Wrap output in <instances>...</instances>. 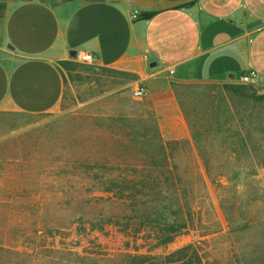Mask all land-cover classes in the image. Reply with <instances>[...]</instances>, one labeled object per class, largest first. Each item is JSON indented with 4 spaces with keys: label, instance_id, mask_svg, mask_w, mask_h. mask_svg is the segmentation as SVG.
Masks as SVG:
<instances>
[{
    "label": "trees",
    "instance_id": "trees-1",
    "mask_svg": "<svg viewBox=\"0 0 264 264\" xmlns=\"http://www.w3.org/2000/svg\"><path fill=\"white\" fill-rule=\"evenodd\" d=\"M3 8L0 4V17ZM75 62L60 64L70 72L72 65H79ZM108 71L137 78L124 71ZM172 86L192 139L165 140L155 129L154 153H87L93 157L91 168L108 164L109 172L89 177L95 185L88 195L79 198L74 208L68 202L72 216L50 220L49 232L74 223L91 231L114 225L134 236L136 253L125 259L129 264H264V181L258 178L264 169V120L257 105L264 94H257L254 85L235 82L211 88L210 84L172 81ZM121 143L115 149L128 146ZM193 144L198 153L181 152L191 150ZM69 154L74 167L88 161L83 159L86 153ZM30 155L0 153V159ZM210 184L228 225L229 244L221 248L224 227L215 215ZM95 190L109 195L89 197ZM191 233L196 240L167 250L178 237ZM141 234L144 243L139 242ZM214 235L218 237L209 239Z\"/></svg>",
    "mask_w": 264,
    "mask_h": 264
},
{
    "label": "crops",
    "instance_id": "crops-1",
    "mask_svg": "<svg viewBox=\"0 0 264 264\" xmlns=\"http://www.w3.org/2000/svg\"><path fill=\"white\" fill-rule=\"evenodd\" d=\"M0 113L61 112V61L95 65L146 85L167 139H192L172 81L264 79V0H0ZM140 16L131 17L134 10ZM75 51V54L72 53ZM234 75V78H231Z\"/></svg>",
    "mask_w": 264,
    "mask_h": 264
},
{
    "label": "rangeland",
    "instance_id": "rangeland-1",
    "mask_svg": "<svg viewBox=\"0 0 264 264\" xmlns=\"http://www.w3.org/2000/svg\"><path fill=\"white\" fill-rule=\"evenodd\" d=\"M75 63L79 65H72L66 75L67 95L61 112L0 113V153H33L26 159H0V165L5 163L0 169V264H129L125 259L136 253L134 236L125 235L114 225L91 231L74 223L54 234L49 232L50 220L72 216L68 202L74 208L79 198L88 195L95 185L89 177L110 169L108 164L91 168L93 157L87 153H154L155 129L167 140L151 104L132 96V79L95 64ZM182 83L217 88L223 82ZM248 84L254 85L257 94H264V79ZM257 105L264 120V99ZM119 141L128 146L115 149ZM181 152L198 150L193 144L191 150ZM69 153H86L83 159L88 161L83 167H74ZM258 178L264 181V169ZM210 191L215 215L224 227L218 243L221 248L229 244L228 225L211 184ZM100 195L109 194L95 190L89 197ZM138 237L144 243L142 234ZM194 240L193 233L180 236L167 250Z\"/></svg>",
    "mask_w": 264,
    "mask_h": 264
},
{
    "label": "built area",
    "instance_id": "built-area-1",
    "mask_svg": "<svg viewBox=\"0 0 264 264\" xmlns=\"http://www.w3.org/2000/svg\"><path fill=\"white\" fill-rule=\"evenodd\" d=\"M140 16L139 10H134L131 13V17L133 19H136ZM75 60L81 63H87V64H95L96 63V55L91 51H81L77 53ZM259 78V75L255 72H246L244 73L240 79L239 83L242 84H248L256 82ZM150 94V89L146 85H138L132 89V96L136 99H143L148 97Z\"/></svg>",
    "mask_w": 264,
    "mask_h": 264
},
{
    "label": "water",
    "instance_id": "water-1",
    "mask_svg": "<svg viewBox=\"0 0 264 264\" xmlns=\"http://www.w3.org/2000/svg\"><path fill=\"white\" fill-rule=\"evenodd\" d=\"M75 54V51L72 53V55ZM231 78H234V75H231Z\"/></svg>",
    "mask_w": 264,
    "mask_h": 264
}]
</instances>
